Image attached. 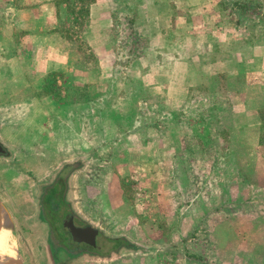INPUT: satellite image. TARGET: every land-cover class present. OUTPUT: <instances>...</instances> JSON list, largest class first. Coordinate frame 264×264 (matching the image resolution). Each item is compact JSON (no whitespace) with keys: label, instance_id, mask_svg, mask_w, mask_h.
Masks as SVG:
<instances>
[{"label":"rangeland","instance_id":"1","mask_svg":"<svg viewBox=\"0 0 264 264\" xmlns=\"http://www.w3.org/2000/svg\"><path fill=\"white\" fill-rule=\"evenodd\" d=\"M121 1L111 31L92 36L94 0H0L3 165L42 177L17 200L38 202L50 227L27 264H264V108L206 62V40L264 42V0H222L210 26L209 0L198 14L200 0H174L173 12L156 0L161 25L179 22L173 40L157 36L152 9L136 21L151 37L133 33L138 3ZM68 214L95 245L67 243ZM7 229L26 264L29 233Z\"/></svg>","mask_w":264,"mask_h":264},{"label":"crops","instance_id":"2","mask_svg":"<svg viewBox=\"0 0 264 264\" xmlns=\"http://www.w3.org/2000/svg\"><path fill=\"white\" fill-rule=\"evenodd\" d=\"M133 1H136V3H138L134 9V12L136 13L139 12L141 14L140 16L136 17L133 20V22H130L133 28L132 32L134 31L141 36L151 37V34L149 35L148 33H145L146 31L145 32L141 31L140 29L141 26H138V23L136 21L137 20L143 21L145 23L144 25L143 23H141V21L140 23L141 25L145 26L147 24L145 21L148 22V20L144 19L145 17H147V14H145L146 10L148 9L149 11L150 9H152L153 14L149 18L156 17V16H153L155 15L156 11L158 13V20H159L158 26L159 27L157 29L158 30L157 36L158 37L161 36L166 39L171 38L172 40L178 39V38H175L176 37L175 33L176 35H178L176 29H177V24H179V22L175 20V22L172 23L171 25H161L162 22L159 16L158 6L155 5L156 0H133ZM158 1L162 3V0H158ZM177 1H180V0H177ZM119 2L121 5V2H122L121 0H94V3L92 4L90 8V18L92 20V26H91L92 36L97 35L96 33H98V35H101L105 31L106 33H109L111 31L112 27H114L115 19H116V13L114 11L113 6ZM173 2L174 3H171L172 8H170L169 10L167 8H163V10L169 11V12L178 10L179 3L175 2L174 0ZM204 3L205 1L203 2V0L198 1L195 5H193L194 6L193 8L195 9H192V11L198 14L197 13V11H199L198 8L200 9V6H202ZM220 5H222V0L206 1V13H203L201 15L203 22H205L206 20V25H208L209 23L211 24V21L207 19L209 15L211 16L214 13L217 16L219 15L221 16ZM171 17L173 18V16ZM174 24H175L174 29L176 30L175 33L172 30L173 28H171L172 25L174 26ZM153 26L155 27L156 25H152V27ZM223 26H225V23H222V21H218L217 23L216 21V23L213 24L212 28L216 27L220 29V33H225V30L223 29L224 28L226 29V27H223ZM170 28H171V31L167 32L168 29ZM198 28H200V26ZM194 29H197V27H194ZM155 30L156 28L154 29V31ZM227 32H228V29H226V33ZM190 34L192 35L194 33H190ZM219 36H221V34ZM197 37H200V36H197ZM237 37L238 36H233V35L231 36L222 35L217 41L213 42V43H216L217 45L215 49L214 47L210 45L209 41L206 40V45L209 46L206 49V62H209L210 60H212V62L215 65H218L220 76H228L233 79H236V83L237 82L242 83L243 81H245L247 84H250L249 87L243 88L242 90H244L247 93L245 100L248 98V95L251 93L250 97H252L255 100V102L252 101V105H253L252 107L256 111H258L264 108V42L262 43L255 42V40H253L252 37L250 39L244 36L241 40H237L238 39ZM163 42H165V40H163ZM233 44L240 45L239 48H236L238 50H227L226 48L223 47V45H233ZM258 44H261V45H258ZM216 48H217V51H216ZM175 49H179V47ZM209 67H213V64H209ZM258 142H259V138H256V145H257L256 148L258 147ZM0 143L2 145L4 144L1 140H0ZM7 152L9 153V149ZM3 153H0V207L1 209H4L7 212V215L9 216V220L12 221L13 227L17 235L19 233V230H21V228H22V231H24V228H25V230L29 233V235L27 234V237L29 236V238L26 237L24 242L22 243V246L24 247L28 255L26 259V264H27V261L29 259V252L35 249L36 245L39 246L40 241L43 242L42 239H40L41 235L42 234L43 236L46 235L45 233L48 232L50 229L49 224L45 222L44 218L42 216L41 218L38 217L39 215L38 202L37 203L35 201L31 202V201H28L27 199L24 200L25 196L27 197L26 193L28 192L35 196L34 187L35 188L38 187L37 183H40L42 181L41 180L42 177H39V178L34 177L35 175L30 176L29 172H27L28 174L26 175L25 173H22V171H20L16 167H8L6 164L3 165V159H6L8 161H10L11 159L9 156H7L9 154H6L4 157ZM66 162L68 161L64 159V162L58 165L57 169L54 168L55 170L53 171L57 172V170L60 168L61 165L68 164ZM52 169L53 167L51 166V170ZM86 169L81 170V172L79 173L77 172L76 174H74V179L76 176L80 174L82 175L84 172H86ZM48 170L50 171V169ZM48 176L49 175H47V177ZM31 177H33L32 179H33L34 185L31 181ZM44 178H45V174L43 175V179ZM29 180L31 181L32 192L28 190ZM14 182H16V185H13ZM22 184L25 185L26 189L22 188ZM19 186L21 187V190L17 192L18 189L16 187H19ZM4 192H6L7 195L9 196L10 203L12 206H14V209L9 208V206L6 204L2 196ZM18 197L24 198V199L21 200L20 202L17 200ZM50 203H53V202H50ZM35 242H37L36 245H35Z\"/></svg>","mask_w":264,"mask_h":264},{"label":"bare ground","instance_id":"3","mask_svg":"<svg viewBox=\"0 0 264 264\" xmlns=\"http://www.w3.org/2000/svg\"><path fill=\"white\" fill-rule=\"evenodd\" d=\"M8 220L9 216L0 207V264H21L12 232L7 229Z\"/></svg>","mask_w":264,"mask_h":264},{"label":"water","instance_id":"4","mask_svg":"<svg viewBox=\"0 0 264 264\" xmlns=\"http://www.w3.org/2000/svg\"><path fill=\"white\" fill-rule=\"evenodd\" d=\"M5 152L4 147L0 144V153ZM66 227L70 230V233L73 235L74 240L77 242H87L90 245L96 244V236L97 232L90 229V227L87 228H80L75 227L74 224L71 222V217L66 222ZM86 237H89V239H85Z\"/></svg>","mask_w":264,"mask_h":264},{"label":"trees","instance_id":"5","mask_svg":"<svg viewBox=\"0 0 264 264\" xmlns=\"http://www.w3.org/2000/svg\"><path fill=\"white\" fill-rule=\"evenodd\" d=\"M55 192H57V189L56 188H54L53 190H51V193L49 195V199H48L49 203L50 202H53V203H50V204H52L51 206H54L56 204H58V205L60 204V200L58 199L57 196H55L56 194H54ZM62 202H63V200H62ZM110 241H114L115 243H119L118 247L129 246V244H130V243L127 242L126 239H110ZM99 247L100 246L98 245L96 247V249H99Z\"/></svg>","mask_w":264,"mask_h":264},{"label":"flooded vegetation","instance_id":"6","mask_svg":"<svg viewBox=\"0 0 264 264\" xmlns=\"http://www.w3.org/2000/svg\"><path fill=\"white\" fill-rule=\"evenodd\" d=\"M69 217H71V222L74 224L75 227H80V226H76L73 216L70 215V214H68V215L65 217L64 222H63V225H64L63 227H65V228H66V231H67V234L64 233V236H65V235L67 236V237H66V238H67L66 241H67L68 244H78L77 241L74 240V237H73V235L70 233V230L66 227V222H67V220L69 219ZM85 239H89V237H86ZM69 241H70V242H69ZM82 244H84V245L90 247V245H88V243L85 242V241H83Z\"/></svg>","mask_w":264,"mask_h":264}]
</instances>
